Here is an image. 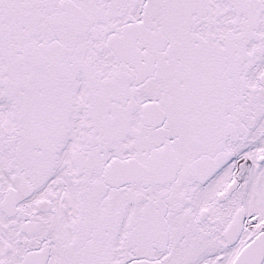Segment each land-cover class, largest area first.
<instances>
[{
    "label": "snow or ice",
    "instance_id": "obj_1",
    "mask_svg": "<svg viewBox=\"0 0 264 264\" xmlns=\"http://www.w3.org/2000/svg\"><path fill=\"white\" fill-rule=\"evenodd\" d=\"M0 264H264V0H0Z\"/></svg>",
    "mask_w": 264,
    "mask_h": 264
}]
</instances>
